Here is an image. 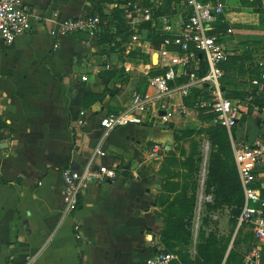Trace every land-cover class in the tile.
Wrapping results in <instances>:
<instances>
[{
    "label": "crops",
    "instance_id": "1",
    "mask_svg": "<svg viewBox=\"0 0 264 264\" xmlns=\"http://www.w3.org/2000/svg\"><path fill=\"white\" fill-rule=\"evenodd\" d=\"M165 1L149 0L150 8H163ZM221 1L229 53L237 55L254 41H264V0ZM23 3L27 30L9 44L0 42V264L140 263L155 249L161 250L162 224L157 215L161 207L156 196L165 189L158 153L161 147L173 150L177 131L173 129L194 119L197 111L190 109L165 123L174 134L169 148L166 140L171 132L145 114L101 138V117L124 109L133 91L150 92L148 77L156 71L165 73L156 65L152 23L139 19L133 25L128 2L119 5L120 12L115 11L116 4L104 0ZM134 3L149 7L145 0ZM170 6L167 14L181 19L184 3ZM88 13L101 21L94 35L73 33L57 39L49 35L59 20ZM238 66L230 74L228 88L247 91L249 80L238 75ZM173 100L182 101L178 96ZM233 135L245 145L264 140V103L241 105ZM97 145L104 156L95 164L114 168L115 178L90 184L76 211L63 215L60 170L81 169ZM204 162L207 165V155ZM257 170L264 186V171ZM198 193L201 207L203 193ZM220 212L224 227L229 224V208ZM75 220L80 224V241L73 235ZM234 240L235 251L243 257L232 264H244L253 247L260 252L259 264H264V241L254 236L252 224L236 227L225 255Z\"/></svg>",
    "mask_w": 264,
    "mask_h": 264
},
{
    "label": "built area",
    "instance_id": "2",
    "mask_svg": "<svg viewBox=\"0 0 264 264\" xmlns=\"http://www.w3.org/2000/svg\"><path fill=\"white\" fill-rule=\"evenodd\" d=\"M184 5V17L178 20L162 15L157 24L150 7L140 8L137 3H127L133 25L139 19L149 21L160 34L161 41L155 50L156 65L165 73L148 77L150 92L133 91L124 109L101 117V138L117 127L138 122L137 117L142 114L150 120L168 123L175 115H187L190 109L211 113L210 124L222 126L228 132L243 192V205L236 227L250 223L254 236L264 241V186L257 176V168L264 171V140L257 139L245 145L235 141L231 131L237 125L242 104L248 103L254 96L264 102V57L254 63L255 72L249 81L248 96L243 100L226 97L221 83L224 75L222 65L230 53L224 33L215 31V25L222 20L224 5L221 0H185ZM100 23L99 16L91 13L67 17L49 29V35L55 39L73 33L94 35ZM27 28L28 12L23 0H0V42L11 43ZM53 45L56 47L58 43L55 41ZM202 68L204 73L200 74ZM81 78L85 80L86 76ZM179 78L184 80L177 82ZM193 90L200 93L187 103ZM175 96L182 101L175 103ZM153 153H156V148ZM102 156L104 151L97 145L81 169L72 166L61 168L63 215H72L76 211L80 195L90 184L115 178L114 168L104 163L95 164ZM205 171L203 168L202 176ZM73 235L76 241L81 240L80 224L76 220L73 222ZM174 258L172 253L160 251L137 264H172ZM259 259L260 252L253 247L244 258V264H259Z\"/></svg>",
    "mask_w": 264,
    "mask_h": 264
},
{
    "label": "trees",
    "instance_id": "3",
    "mask_svg": "<svg viewBox=\"0 0 264 264\" xmlns=\"http://www.w3.org/2000/svg\"><path fill=\"white\" fill-rule=\"evenodd\" d=\"M116 4L115 11L120 12V4L127 2L134 3L137 0H104ZM147 6L153 7V3H149V0H145ZM166 0L163 8H158L161 12L169 11L171 2H179L180 0ZM201 1H216V0H201ZM167 4V5H166ZM95 14V13H91ZM227 27L221 20V22L215 25V31L224 33ZM150 39L155 49L159 47L161 36L157 31H151ZM240 58L234 54H229L228 60L222 65L224 75L222 78V88L224 95L231 99H245L249 91L230 90L225 85L224 79L228 78L227 84L231 83L230 74L237 69V62ZM156 71L155 74H158ZM204 73V68L201 69L200 74ZM184 78L177 79V82L183 81ZM199 90H193L191 99L186 100L190 103L198 95ZM264 102L254 96L251 101L248 102V106L253 105L262 106ZM211 119V117H210ZM209 119V120H210ZM233 133V129L231 130ZM206 134L207 141L209 143V152L207 156L206 174L203 181V194L210 196V201L204 202V214L201 217V222L198 226L195 238H193L192 225L195 212V206L197 201L198 173L199 166L202 162V154L197 149V144L192 146L190 155L183 159L181 162L183 173V180L185 184L179 186V184H172L166 177L162 178V189H171L172 191H181V199L177 200L178 207L170 212V209L164 207L161 212H157L159 222L162 224V230L160 232L159 243L161 245L160 251H165L167 248L175 247L179 244H183L187 249H182L177 252L178 261L172 262V264H232L235 262H241L242 255L237 253L234 249L236 241H233V247L226 253V248L229 240L234 232L237 217L243 205V192L238 178L236 165L233 158L232 146L229 139L227 130L219 125H209L208 127H201L195 129L184 128L176 131L175 140H182L191 137L194 134ZM171 156L170 159L176 163L179 160L176 158L172 151L168 152ZM193 156L194 159H193ZM195 163H194V161ZM193 173H197V179L193 177ZM193 179V180H192ZM189 186V194L187 195L184 190ZM157 204L160 205L159 198ZM224 206L229 208V223L231 227L227 236H221L216 231L208 230V225L211 222V215L214 212L219 211ZM243 225V224H242ZM240 225L239 228L242 226ZM194 247L195 255L191 257L189 253V247Z\"/></svg>",
    "mask_w": 264,
    "mask_h": 264
},
{
    "label": "rangeland",
    "instance_id": "4",
    "mask_svg": "<svg viewBox=\"0 0 264 264\" xmlns=\"http://www.w3.org/2000/svg\"><path fill=\"white\" fill-rule=\"evenodd\" d=\"M163 4L165 0H162ZM171 1H175V0H171ZM170 1V2H171ZM184 3L185 0H180ZM172 3V2H171ZM171 5V4H170ZM171 8V6H170ZM153 12V17L156 20V23L158 24V19L160 16L162 15H168L167 13L169 12H161V10L159 9H152ZM185 16V12L184 14L182 13V17ZM246 43L247 42H243ZM241 49V48H239ZM239 54H235L236 57L240 58V65L238 66V75L240 77H247L248 80L250 81L254 71V63L255 61L260 58V57H264V41L263 42H259V41H254L253 43H251L249 45V49L247 48H243V50H238ZM228 78L224 79L225 85H227L226 87L228 88V84H227ZM230 89V88H228ZM210 117H211V113H205V112H197L194 115V119H191L189 121H186L183 125H181L180 128H175L173 129V131L175 132L176 130H181L184 128H201V127H208L210 124ZM207 141V136L206 134H194L191 137H188L186 139H182V140H173V143L171 144V147L173 148V150H171L174 155L176 156V158L179 160L178 163L172 161L170 159V155H169V151L166 152L165 150L162 149L159 151L158 155L162 156V160H161V164L159 166V175H162L164 177H166L167 179H171L170 183L172 184H179V186H182L183 184H185L182 176L183 173H185V170L182 169L181 166V162L183 161L184 158H186L187 156L190 155V152L192 151V146L194 144H197V149L198 151L202 154V162L200 163L199 166V173H198V184H199V188L197 190V201H196V206H195V212H194V218H193V225H192V233L193 236L195 237L196 233H197V229L198 226L201 222V217L204 214V202L205 201H210L211 197L208 195H204L203 194V201L201 203V207L199 206L198 203V195H199V191H202V187H203V181L205 178V174L203 175V168H205L206 170V164L205 162L203 163V158L205 155L208 156V152H209V144H206ZM208 142V141H207ZM195 156H193L194 159ZM194 161V160H193ZM195 163V161H194ZM194 179H197V173H193L192 174ZM203 178V180H202ZM193 180V179H192ZM189 186L186 187V190H184V192L188 195L189 194ZM181 191H172L170 188L165 190L164 193H160L158 194L156 197L159 198V202H160V210L159 212L162 211V209L164 207H167L170 209V212H172L173 210H175L178 207L177 204V200L180 198L181 199ZM209 197V198H207ZM205 198V199H204ZM207 198V200H206ZM222 209H220L217 212H214L211 215V222L208 225V230H213L216 231V233H218L221 236H227L229 234V231L231 229V227H233L230 223L228 225H225L224 227L220 225L219 223V217L218 214L221 213ZM229 218V217H228ZM236 230V225L234 227V232ZM223 231V232H222ZM233 232V234H234ZM193 237V238H194ZM193 247L192 245L188 248L189 249V253L192 257H194L195 255V251L193 252V249L191 248ZM182 249H187L183 244H179L175 247L172 248H167L165 251L172 253L175 258L177 259V252L181 251ZM193 252V253H191Z\"/></svg>",
    "mask_w": 264,
    "mask_h": 264
},
{
    "label": "water",
    "instance_id": "5",
    "mask_svg": "<svg viewBox=\"0 0 264 264\" xmlns=\"http://www.w3.org/2000/svg\"><path fill=\"white\" fill-rule=\"evenodd\" d=\"M160 129H162V130H168L169 131V127H168V125L167 124H165V123H160V125L158 126ZM169 132H171V131H169ZM173 137H174V134H173V132H171L170 133V136H169V139L168 140H166V147L167 148H169V145L171 144V140L173 139ZM138 212V211H137ZM157 252V250L155 249V253Z\"/></svg>",
    "mask_w": 264,
    "mask_h": 264
}]
</instances>
